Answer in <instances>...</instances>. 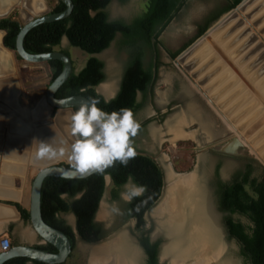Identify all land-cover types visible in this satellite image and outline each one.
Returning <instances> with one entry per match:
<instances>
[{
	"label": "rangeland",
	"instance_id": "rangeland-1",
	"mask_svg": "<svg viewBox=\"0 0 264 264\" xmlns=\"http://www.w3.org/2000/svg\"><path fill=\"white\" fill-rule=\"evenodd\" d=\"M219 1L222 3L232 2V0ZM42 2L44 3H41V7L37 8L30 3V0H22L21 3L19 2L18 4L13 5L10 15L18 13L20 21L23 24V22L27 21L29 18H36L37 16L51 13L53 5L50 3V1L43 0ZM147 2L148 0H128L127 4H121L118 1H114L107 9V13L111 20L130 21L134 16H137L145 10ZM25 5H29L31 10L29 11ZM253 6H255V4L248 6L251 8L249 11L246 9L241 13H238L236 17L237 20H232L225 27H223V30L220 31L221 33L216 32L214 35L221 46L223 43L226 45V47H222L228 55L231 54L233 57L232 60L238 65L243 74H246L245 77L250 82L260 79L262 82L261 84L264 86V13L263 15L260 13L256 16L248 17L247 13L251 14L254 12V10H252ZM213 8L214 3L212 2L209 3L207 1L204 2L203 0H189L187 6L181 10L178 17L162 34L160 41L163 45L174 51L180 50L183 45L188 43L197 35V25L205 20L210 10ZM224 16H222L219 20H221ZM219 20L213 24V26L216 25ZM232 35L233 37H231ZM220 39L223 42H221ZM208 48L211 51L210 56H213L212 58L215 57L216 59L215 62L210 61V67L212 66L211 68L209 67L210 70L203 71L204 69H200V66L208 65V59L211 58L204 57L199 59L197 56L198 54H195L197 58H194V56L192 58H190V56L188 58L186 57L183 65L186 66V63L190 62L191 65L194 64L193 68L195 71H203L201 72V75L195 80L198 84L200 80L205 82V85L201 87L206 93L208 90H210L209 92L210 94L212 93V96L207 93L208 96L210 95L209 98L212 99V97H215L221 99V96L223 95V99H221L223 101H221V103L226 110L225 114L226 116L229 115L228 118L231 120V122H233V124L238 128L240 133L242 132L241 136L236 133L235 130H232L231 126L226 120L225 124L224 118L221 117L217 110H215L208 103V101L202 96L201 92L197 90V88L186 78L185 75L184 77L187 82L185 81L183 84L186 89L184 86H182L177 94L174 90H172V93H170L172 88L170 83L176 79V74L168 67H164L160 71V82L155 87V96L153 95L155 97V105L152 103L153 99L151 96L144 107L137 114H135L136 119L142 125L146 119L151 114H153V105L159 108H165L170 98L179 99L182 104L180 107L181 109L174 114H178L177 116L181 114V116L184 118L186 113L188 115V119L192 118L195 122H199L205 126L206 121L210 117L208 114L204 113L205 109L199 105L200 101L191 94V91H189L188 88H192L200 95L199 97L201 101L203 100L204 105L206 104L205 107L208 105L207 107H210L213 110V117L216 118L211 119L213 124L215 120H219L223 125L218 128H221V134L223 135L222 139H224L218 144L214 142L221 139V137L219 138L217 136V140V134H215L216 129H210L211 127L206 131L202 130L198 133H194L193 130V133H189L192 135V137H194V141H192L186 140L187 137H184L182 134H174L173 136L168 137V133H166L164 128L158 125V123H154L150 127V130H146V132H144V134L138 139L136 143V150L141 154L151 156L162 169L164 174V190L162 196L153 210L145 215V220L146 227L149 229L148 233L151 234L152 240L161 242V262H167L168 264H173L172 261L176 255L172 248L180 243V249H183L189 242V235L191 233L190 225L192 224L191 220H189V222L186 223V228L183 229V231L180 229H171L167 224L168 215L160 214L159 208H161L164 204L168 186H170L171 183L178 181L179 178L185 176H196L198 190L197 193H199V195L197 194V199L200 200L205 211V219L203 224L211 228L210 234L214 236V241L217 242V245H222V247H224L222 256L210 264H248L240 255L239 243L236 240L231 239L227 233L225 223L226 219L229 218L230 215L223 213L219 208L215 185V175L217 165L219 164V159L207 155V152L204 150V148H214L216 150L218 147L226 143L225 140L227 138H230L231 136H240L242 139L245 138L244 141L248 142L245 144V146L249 151V154L255 157L253 158L254 160L258 161V154L255 153V148L264 152V139L261 140L264 137V129L262 128L260 131H256V133L254 132L250 137H245V133L248 129H251L256 121L264 117V105L259 99L255 97L251 90V92L248 90L249 88L244 84V82L239 79V77L230 69V67L224 63L221 58L218 57L212 48L210 46H208ZM55 51H68L70 53L76 73L84 68L87 61L91 57L82 50L71 47L67 39H64L61 46L56 48ZM11 54L14 70L4 73L2 76H0V82L11 81L15 83L19 90L18 94L21 95V97L19 98V95H17L15 98L16 102H14L12 105L10 103L1 102L4 107V111L1 112V118H6L12 115L17 116L28 128L31 129L33 132V137L31 134L29 137L25 136L24 138L15 137L16 139L14 140H20L23 142L18 143V147H16L17 145L11 147L8 142L13 141V139L8 130L4 128L2 133L0 132V136L2 137H0L1 144L7 147L4 150V152L7 150V158L5 159L4 157V159H2L0 171L4 170V176L7 174L13 178H19L20 180H18L17 184L20 186L23 181L26 182V180L29 179L30 181H33L36 175L35 169L38 165L34 164V160L36 159V152L39 147L38 139L35 137L37 135L38 129H43V127H52L51 129L58 131V127L57 121H55V119H51V116L48 119L41 121H35L33 116V112L36 107L45 99L46 91L48 89L51 77L48 63L38 65L27 64L26 62L19 60L16 53L11 52ZM96 57L104 62L105 73L107 76L106 82L97 88V92L103 95L109 101L117 95L120 89L127 64V54L126 51H122L119 48L117 42H115L109 50L101 55H97ZM162 60L165 64H169L171 62L165 51L162 52ZM190 75H192V72ZM233 86H236L237 88ZM230 87L232 90L234 89L232 92H230ZM214 90L217 91L215 92ZM138 99L139 102H142L143 100L141 95H139ZM233 99L234 102L230 105L229 103L232 102ZM214 104L218 106L217 103L214 102ZM257 106L258 108H255ZM237 107L239 109L235 110ZM241 109L244 110L241 111ZM253 109L257 110L253 111ZM251 110L253 112L248 114L246 118L242 119L244 114ZM64 112H71L74 114V111ZM237 118L238 120H236ZM35 125L37 126L34 127ZM189 137L191 136L189 135ZM249 145L252 146V149ZM14 153L15 156L12 158L11 154ZM258 156L260 157V155ZM66 163L67 162L65 161H60L61 165ZM53 165L56 164L54 163ZM221 166L222 167H220L219 170V177L223 183H230L233 179V176L242 167L241 163L236 161V159L227 157H224V159L221 161ZM169 175H174L173 179L170 180ZM128 185V188L124 187L121 191L122 202H117L112 199L111 195L114 185L109 178L107 179L106 193L96 219L98 223L104 225L110 234L105 240L96 245H87L78 239V248L74 252L72 258L67 261V264H91L94 255L100 248L117 241L119 244L117 248L118 255L123 257L127 264H147L145 253H143L141 247L138 244L139 233L136 229L135 221H123L124 217L122 213L124 204L130 201L123 195L132 186V184ZM232 218L235 221H242L244 224H248L244 218H241L237 215L233 216ZM74 219L75 218L73 215H69L66 221L72 226L74 224Z\"/></svg>",
	"mask_w": 264,
	"mask_h": 264
},
{
	"label": "trees",
	"instance_id": "trees-1",
	"mask_svg": "<svg viewBox=\"0 0 264 264\" xmlns=\"http://www.w3.org/2000/svg\"><path fill=\"white\" fill-rule=\"evenodd\" d=\"M49 1L53 5L51 14H59L66 10L63 3ZM72 1L74 10L68 19L41 25L26 36L24 41L26 52L32 55L51 53L67 39L71 47L80 49L91 57L78 73L74 67L73 74L59 90L56 98L83 96L88 100L99 99L98 107L105 112L130 108L136 114L144 107L149 97L154 95L159 69L170 66L163 62L162 52L165 51L171 60H175L222 16L244 0H232L230 3L203 0L214 3V8L210 10L205 20L197 25V35L177 51L163 45L160 37L187 6L189 0H148L145 10L130 21L111 20L107 13L112 2L127 4L128 0ZM22 27L18 13L0 20V30L6 33L3 45L10 52L16 53V41ZM115 42L122 51H126L127 64L117 95L105 103V97L97 92V88L107 79L105 64L96 56L109 50ZM61 53L71 58L68 51ZM18 59L21 60L19 57ZM48 67L51 74L49 87L63 72L64 64L60 61H51ZM139 95L143 98L142 102L138 101ZM144 128L145 125L140 127L137 136L133 138L135 150L136 139ZM136 153V156L128 161L127 166L116 162L104 173H97L87 179L67 180L51 177L44 181L41 200L43 220L70 240L72 255L77 248L78 239L86 244L96 245L110 234L104 225L96 221L107 189L106 177L111 178L114 185L111 195L117 202H122L121 191L129 184V177H132V183L144 186L146 190L124 204L123 221L136 222L140 244L147 256V264H158L160 242L152 243L144 228L145 215L153 210L162 196L164 174L152 157L137 150ZM215 156L219 159L215 175L219 208L223 213L230 215L225 223L227 233L231 239L239 243L240 255L248 264H264V167L257 160L236 157V161L241 163L242 167L230 183H223L219 177V170L224 158ZM62 166L75 170L73 166ZM17 208L23 220L30 222V213L18 205ZM61 213L75 216L76 232L66 220L60 218ZM235 215L244 218L248 224L235 221L232 218ZM35 248L52 254L57 253L56 248L50 244ZM5 264L42 263L16 258Z\"/></svg>",
	"mask_w": 264,
	"mask_h": 264
},
{
	"label": "water",
	"instance_id": "water-1",
	"mask_svg": "<svg viewBox=\"0 0 264 264\" xmlns=\"http://www.w3.org/2000/svg\"><path fill=\"white\" fill-rule=\"evenodd\" d=\"M58 3H63L66 6V10L59 14H51L47 13L45 15L37 16L36 18H29L27 21L23 22V27L17 37L16 41V55L27 64H45L51 61H60L64 64V70L61 75L49 86L48 90L46 91V96L44 101H46L47 105L51 107V115L56 112L55 121H57L58 116L60 113L64 111H74L75 109H79V107L83 104L89 102V100L83 96H73L66 99H57L56 95L59 90L63 87V85L69 80L71 75L74 72V63L72 58L64 55L61 52L54 51L51 53L41 54V55H32L26 52L24 48V41L26 36L35 28L44 25V24H51L55 22H59L62 20L68 19L74 10V3L72 0H55ZM253 0H244L242 1L235 9L227 13L219 22L211 27L205 34H203L200 38H198L191 46H189L184 52H182L174 61L175 66L181 71L186 78L192 82V84L201 92L202 96L208 101V103L215 109L216 105L212 102L207 93L200 89L201 85H203V81H200L199 84L196 82L201 72H196L193 68L194 64L186 63L187 65L184 66L185 58L189 57L192 58L199 48L208 47L210 46L212 50L221 58L226 65L230 67V69L241 79L245 85L253 92L255 96L261 101L264 105V98L255 90L252 83L245 77L243 72L240 70L238 65L232 60V58L225 52L224 48L221 47L219 42L214 39V33H218L223 30L230 21L236 19L237 14L241 13L243 10H246L247 7L253 3ZM21 3V1H20ZM262 7L255 9V12L247 13V16H254L262 12ZM12 10V9H11ZM11 10L7 11L4 14H0V20L8 18L11 14ZM228 19L227 21H225ZM0 33L3 34V39L6 35L5 31H1ZM3 42V40H2ZM4 46V45H3ZM5 48V47H4ZM209 50V48H208ZM210 51V50H209ZM211 52V51H210ZM210 52L208 54H210ZM190 64V65H189ZM196 65V64H195ZM196 72L195 74L191 72ZM190 73V74H189ZM195 77V78H194ZM4 82V81H3ZM18 101V100H17ZM1 102H5L2 100L0 96V106L3 107ZM7 103V102H6ZM18 103V102H17ZM4 111V110H3ZM219 113V111L217 110ZM48 119V118H47ZM264 122V117L257 121L251 129H248L245 133V137H250L252 133L260 126L261 123ZM35 125L34 127H36ZM52 128V127H51ZM9 132V129L6 128ZM48 129V127H43V129L39 128L38 132L42 130ZM30 130V134L32 136V131ZM2 133V132H1ZM37 136V135H36ZM33 137V136H32ZM36 138V137H35ZM34 138V140H35ZM245 139V138H244ZM242 138L240 136H231L228 138V141L223 144L222 146L218 147L215 151L220 154L233 156V157H248V158H255L253 155L249 154V151L246 149V146L242 143ZM1 142V141H0ZM9 144V142H8ZM34 149V148H33ZM5 158H7V151L4 152ZM12 158H14L15 153L11 154ZM260 164L263 162L258 159ZM56 165H53V164ZM38 165L35 169V177L33 181L26 180L27 188L29 189L28 196L24 206L28 209L30 213V223L37 233V235L44 241L45 244H50L56 248L57 253L52 254L42 250H39L34 247L30 246H19L12 248L8 253L0 255V264H5L6 262L16 259V258H26L31 261H35L42 264H64L67 263L71 254H72V247L70 240L60 231L51 228L48 226L42 217V210H41V200H42V187L44 181L47 178H59V179H67V180H82L87 179L97 172H92L86 176H81L79 173L75 172V170L68 169L63 167L62 165H69L72 166L71 162H67L66 164H60V161L49 162L47 164L42 163H35ZM111 178L109 176L106 177V186H107V179ZM104 199V198H103ZM103 201V200H102ZM102 202L100 204L101 208Z\"/></svg>",
	"mask_w": 264,
	"mask_h": 264
},
{
	"label": "bare ground",
	"instance_id": "bare-ground-1",
	"mask_svg": "<svg viewBox=\"0 0 264 264\" xmlns=\"http://www.w3.org/2000/svg\"><path fill=\"white\" fill-rule=\"evenodd\" d=\"M13 1H15V0H3L4 4H2V5L6 6V4H8V3L11 4ZM253 1H255V2L250 4V5L255 4V6L252 7V10H254V12H255V9H257L259 7H262L263 9H262L261 14L263 15V13H264V0H253ZM19 2L20 1L18 0V3ZM18 3L14 2V4H18ZM12 7H10L8 10H6V12L10 11L12 9ZM247 9L249 11V9H251V8L248 7ZM254 16H256V15H254ZM227 20L228 19H226L225 21H227ZM214 38L217 39L216 36H214ZM220 41H221V39H220ZM221 42H223V41H221ZM199 49L200 50H198L196 52V55L198 54L197 56H198L199 59L200 58H204V57L208 58L210 56V54H208L209 53L208 52L209 51L208 47H202L201 46ZM212 59L213 58L208 59V63L209 64L200 66V69H204V71L205 70H210L209 69V67L211 65L210 61H212ZM2 61L6 62L7 60L3 59ZM213 62H214V59H213ZM251 62H252V60H251ZM5 64L8 65L9 63L6 62ZM213 66H215V65H213ZM246 67H248V66H246ZM196 72L193 71V74H195ZM233 76H234V74H233ZM245 76H246V74H245ZM203 79H206V78H203ZM207 82H208V80H207ZM227 82H228V80H227ZM251 83L254 86L255 90L259 94H261L262 97H264V95H263L264 94V86L261 84L262 82H257V81L253 80V81H251ZM233 87L237 88L236 86H233ZM233 90L230 87V92H232ZM248 90L250 91V89H248ZM209 91L210 90H208V93H209ZM214 91L216 92L217 90H214ZM211 92H212V90H211ZM225 95H227V94H225ZM240 95H238V96H240ZM211 96H212V93H211ZM222 96H221V99H223ZM255 97L258 99L257 96H255ZM214 99L216 101L215 103L218 104L220 102L218 104V106H217L218 110H220V112H221L220 114H222L223 118L233 128L232 130H235L236 133H238L241 136L242 132L240 133L238 128H236V126L233 124V122L229 121V118H228L229 115L226 116V114H225L226 110L224 109V106L221 103V101H223V100H221L219 98H215V97H214ZM234 99H233L232 102L229 103L230 105L233 104ZM237 100H238V97H237ZM251 100H252V98H251ZM223 104L226 105L225 103H223ZM241 108H242V106H241ZM255 108H258V106L255 107ZM237 109H239V108L237 107L235 110H237ZM254 109H253V111L257 110V109L256 110H254ZM51 110H52L51 107L49 105H47L46 101L43 100L42 102H40V104L34 110V112H33L34 115L33 116H36V120L37 121L38 120H44V119H47V118L50 117V115L52 113ZM242 110H244V109H241V111ZM253 111L251 110V111L245 113L242 119L246 118V116L248 114L252 113ZM72 115L73 114L71 112H62V113L59 114L58 119H57L58 131H55V130H53L51 128H48V129H45V130H42L41 132H39L37 134V136H36V138L38 139V147H39V142L40 141H46L47 143L52 144L53 147H56V148L64 147L65 149H69L70 145L75 141V136H73L72 131H71ZM236 120H238V118ZM263 125H264V122H263V124L261 123L260 126L254 132L256 133V131L258 132L262 128L264 129ZM4 128H8L9 129V134L12 136V139L15 142L16 141H18L19 143L23 142V141H20V140H14V139H16L15 137L24 138L25 136L26 137L30 136L29 128L19 118H17L15 115H12V116H9V117H6V118H1L0 117V132H2L4 130ZM263 139H264V137L261 140H263ZM241 141H242V143L244 145L246 143H248V142L244 141V139H242ZM249 146L252 149V146L251 145H249ZM258 149H259V147H258ZM255 151H256L255 152L256 154L260 155V157L257 155V158L260 159L264 163V152H262L261 150H257L256 148H255ZM36 160L39 161L38 163H42V164H47L49 162H55V161L71 162L69 160L67 152L62 157H58V158H55V159H51V160L50 159H46V158H44V159H35L34 162ZM173 176L169 175V179L170 180L173 179ZM197 191L198 190H197V179H196V176H185V177L179 178L178 181H176L174 183H171V185L168 186L167 192H166L167 195L165 197L164 204L162 205L161 208H159L160 209L159 210L160 214H167L168 215L167 224L169 225V227L171 229H174V230L175 229H180L181 231H183V229L186 228V223L189 222V220H191V224L192 225H190V229H191L190 232L191 233L189 235V242L186 244V246L183 249L182 248L180 249V245H181L180 243H178L176 246H174L172 248V250L175 251V253H176L175 257L173 256L174 257L173 261H172L173 264H187V263H191V264H203V263L210 264V263L218 260L222 256V254L224 252V247H222V245L218 246L217 242L214 241V239H215L214 236H212V234H210L211 228L206 226L205 224H203L204 219H205L204 218L205 211H204V208L201 205L200 200L197 199V194L199 195V193H197ZM118 246H119V244H118V241H117V242H114L112 244H109V245H106V246L100 248L96 252V254L94 255L91 264H127L126 260L123 257H120V255H118V252H117Z\"/></svg>",
	"mask_w": 264,
	"mask_h": 264
},
{
	"label": "clouds",
	"instance_id": "clouds-1",
	"mask_svg": "<svg viewBox=\"0 0 264 264\" xmlns=\"http://www.w3.org/2000/svg\"><path fill=\"white\" fill-rule=\"evenodd\" d=\"M104 102L108 103L107 100ZM99 104V99H90L72 115L71 131L76 139L69 149L40 141L36 159L51 160L67 152L75 172L81 176L104 173L116 162L127 166L137 154L133 138L140 130V122L130 108L108 113L99 108ZM129 184H132L131 188L123 194L128 200L146 190L144 186L132 183V177H129Z\"/></svg>",
	"mask_w": 264,
	"mask_h": 264
},
{
	"label": "crops",
	"instance_id": "crops-1",
	"mask_svg": "<svg viewBox=\"0 0 264 264\" xmlns=\"http://www.w3.org/2000/svg\"><path fill=\"white\" fill-rule=\"evenodd\" d=\"M19 1L22 2V0H19ZM42 1L43 0H30V3L33 6L40 8L41 3H44ZM14 2L18 3V0H15L11 4L8 3V4H6V6H3L2 4H4V2H3V0H0V14H4L6 12V10H8L10 7H12L14 5ZM31 4H30V6H31ZM25 7L27 9H29V11L31 10L30 9L31 7H29V5H25ZM214 36L215 35H213V37ZM231 37H233V35ZM2 40H3V34L0 33V76H2L4 73L11 72L14 70L12 54L9 50L4 48ZM215 40H217V39H215ZM224 42H225V40H224ZM222 46L226 47V45H224V43ZM208 52H210V51H208ZM229 55L231 56V54H229ZM209 57L212 58L213 56H209ZM231 58H233V57L231 56ZM3 59L7 60L6 62H8L9 64L8 65L5 64L6 62H3L2 61ZM213 59L215 62L216 61L215 57ZM213 59H212V61H213ZM259 80L260 79H257L254 81L261 82V80L260 81ZM204 85H205V83H203V85H201V86H204ZM200 89L203 90L202 87H200ZM189 91H191V94L203 104L202 107H203V109H205L204 113L208 114V116L210 117L206 121V125L204 126L199 122H195L192 118H189V119H191V120H189L188 115L186 113H185L184 118L181 116V114H179V116H177L178 114L175 115L174 113L180 111L181 108H175V109L173 108L174 111H173V113H170V116L167 120L165 129H166V133H168L172 136L174 134H182L184 137H187L186 140L194 141V137H192V135L189 134V133H193V130H194V133L195 132L198 133L202 130L206 131L210 127H211L210 129H214V128L216 129V128L220 127L219 124H221L220 123L221 121L215 120L214 124H213L211 119H213V118L216 119L215 117H213V110L210 107H207L208 105L205 107L206 104L204 105L203 100L201 101V99L199 97L200 95L197 92H195L192 88H189ZM18 92H19V90H18V87L16 86L15 83H13L11 81L10 82H5V81L0 82V96H1L3 101L10 103L12 105L14 102H16L15 98L17 95H19ZM209 99L211 101L214 100V102H216L214 98H212V99L209 98ZM169 102H171V100H169ZM216 109L218 110L217 106H216ZM3 110H4V108H2V106H0V117H2L1 112H3ZM218 111H219V115L221 117H223L222 114H220L221 113L220 110H218ZM34 120L37 121L36 116H34ZM38 121H41V120H38ZM224 121H225V119H224ZM229 121L231 122L230 119H229ZM225 124H226V121H225ZM189 135L191 137H189ZM18 143L19 142H17V141L16 142L11 141L9 143V145L11 147H13L14 145H17ZM18 146L19 145H17L16 147H18ZM5 148H7V147H5L0 142V166L2 163V159H4V157H5L4 156ZM38 162H39L38 160L35 161V163H38ZM4 175H5L4 170L3 171L1 170L0 171V239L2 237L10 238L11 243H12V248L19 247V246H30V247L35 248L37 246L46 245L44 243V241L37 235V233L35 232V230L33 229L32 225H31V223L23 220L22 214L19 211V209L17 208V205H18L22 209L28 211V209H26L24 206V203L26 202L28 192H29V189L27 188V183L23 181L21 183V185L18 186L17 182H18V180H20L19 178H13L7 174H6V176H4ZM71 215H73V214H71ZM73 217L75 218L74 215H73ZM75 219H74V224L72 226L70 225L73 228L74 232H76V220Z\"/></svg>",
	"mask_w": 264,
	"mask_h": 264
},
{
	"label": "flooded vegetation",
	"instance_id": "flooded-vegetation-1",
	"mask_svg": "<svg viewBox=\"0 0 264 264\" xmlns=\"http://www.w3.org/2000/svg\"><path fill=\"white\" fill-rule=\"evenodd\" d=\"M168 55V54H167ZM169 57V56H168ZM170 59V58H169ZM171 60V59H170ZM175 60H171V62L169 63L170 64V66H168V68L170 69V70H172V71H174L175 72V74H176V79H174V81L172 82V83H170L171 85H172V88H171V91H170V93H172V90H174L175 91V93L177 94L179 91H180V89H181V87L182 86H184V84L183 83H185V77H184V75L180 72V70L175 66V64L173 63ZM174 64V65H173ZM164 67H167V66H164ZM164 67H161L160 69H159V79H158V82H157V84H156V86L158 85V83L160 82V78H161V75H160V71H161V69L162 68H164ZM178 69V70H177ZM187 82V81H186ZM171 85H169V86H171ZM155 86V87H156ZM185 87V86H184ZM49 88V87H48ZM185 89H186V87H185ZM189 89V88H188ZM187 89V90H188ZM48 90V89H47ZM154 96H155V93H154ZM154 96H152V103L155 105V97ZM21 97V95L19 96V98ZM151 97V96H150ZM150 97H149V99H150ZM106 99V98H105ZM107 100V99H106ZM170 100H171V102H168L169 104H167V106L165 107V108H159V107H157V106H154L153 105V114H151L147 119H146V121L141 125V127L142 126H144L145 125V128H144V130L140 133V135L137 137V141H138V139L144 134V132H146V130H150V127L154 124V123H158V125H160V126H162L163 128H164V131L166 132V123H167V120H168V118H169V116H170V113H173V108L175 109V108H180L181 107V101L179 100V99H171L170 98ZM108 101V100H107ZM200 106H202L203 104L200 102V104H199ZM172 110V111H171ZM56 112L57 111H55L52 115H53V117L51 116V119H55V117H56ZM139 112V111H138ZM137 112V113H138ZM75 113V112H74ZM136 113V114H137ZM136 116V115H135ZM155 126V125H154ZM153 126V127H154ZM219 126H223L222 124H219ZM155 129V128H154ZM215 129V128H214ZM215 134H217L216 135V139L218 140V137L220 138L221 137V139H219L218 141H216V142H214V143H220L221 141H223V139H222V134H221V128H216V130H215ZM172 135H170V134H168V137H171ZM218 136V137H217ZM228 139V138H227ZM225 140L226 142L228 141V140ZM192 142V141H191ZM204 150H206V152H207V155H209V156H211V157H216L215 155H217V156H221V157H227V158H236V157H233V156H227V155H223V154H220V153H218L217 151H215V149L214 148H209V149H206V148H204ZM213 154H215V155H213ZM151 157V156H150ZM99 210H100V208H99ZM99 212V211H98ZM69 215H71V214H64V213H61L59 216H60V218H62V219H64V220H66L67 219V217L69 216ZM97 217V216H96ZM96 221H97V219H96ZM136 223V222H135ZM106 229V228H105ZM107 230V229H106ZM148 231H149V229H147V227L145 226V228H144V232L146 233V234H148V236L150 237V241L152 242V243H156V242H160V241H153L152 240V238H151V234L150 233H148ZM140 236V235H139ZM80 241V240H79ZM82 242V241H81ZM101 243V242H100ZM138 244H139V246L141 247V249H142V251H143V253H145L144 252V249L142 248V246H141V244H140V237H138ZM87 245H89V244H87ZM77 248H78V243H77ZM76 248V249H77ZM160 250H161V242H160V247H159V258H158V260H159V262H158V264H168L167 262H165V263H163V262H161V260H160ZM76 251V250H75ZM73 254H74V252H73ZM72 255V254H71ZM73 256V255H72ZM72 256H70V258H69V260L72 258ZM145 257H146V261H147V256H146V254H145Z\"/></svg>",
	"mask_w": 264,
	"mask_h": 264
},
{
	"label": "built area",
	"instance_id": "built-area-1",
	"mask_svg": "<svg viewBox=\"0 0 264 264\" xmlns=\"http://www.w3.org/2000/svg\"><path fill=\"white\" fill-rule=\"evenodd\" d=\"M12 249V243L10 238L2 237L0 239V255L8 253Z\"/></svg>",
	"mask_w": 264,
	"mask_h": 264
}]
</instances>
